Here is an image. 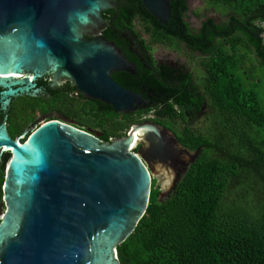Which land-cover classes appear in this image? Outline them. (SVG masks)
<instances>
[{
	"label": "water",
	"instance_id": "95a60500",
	"mask_svg": "<svg viewBox=\"0 0 264 264\" xmlns=\"http://www.w3.org/2000/svg\"><path fill=\"white\" fill-rule=\"evenodd\" d=\"M172 1L143 3L167 25ZM117 6L118 0H0V156L11 150L0 204V264H121L117 249L145 216L153 180L164 176L157 187L167 197L198 156L152 121L110 144L56 115L23 145L9 136L11 102L37 98L36 82L44 76L69 81L84 98L120 114L146 103L114 78L136 73L101 34L109 26L103 13ZM139 131L143 139L134 148Z\"/></svg>",
	"mask_w": 264,
	"mask_h": 264
},
{
	"label": "trees",
	"instance_id": "16d2710c",
	"mask_svg": "<svg viewBox=\"0 0 264 264\" xmlns=\"http://www.w3.org/2000/svg\"><path fill=\"white\" fill-rule=\"evenodd\" d=\"M206 2L207 11L217 10L226 21L207 17L199 31L188 21L190 0L172 1L167 25L143 0H119L117 9L103 13L109 22L104 37L119 47L126 42L122 33L149 42L138 33L140 20L152 42H183L201 54L198 71L139 66V76L124 74L125 88L155 89L152 97L144 95L151 109L120 114L77 95L68 83L47 84L44 95L21 99L6 113L14 138L41 112L95 131L109 144L153 113L154 123L174 131L190 152L198 151L167 197L153 180L145 216L117 249L121 264H264V0ZM23 106L32 113L23 114ZM8 162L2 159L1 171ZM2 184L0 174V198Z\"/></svg>",
	"mask_w": 264,
	"mask_h": 264
},
{
	"label": "flooded vegetation",
	"instance_id": "af4514ba",
	"mask_svg": "<svg viewBox=\"0 0 264 264\" xmlns=\"http://www.w3.org/2000/svg\"><path fill=\"white\" fill-rule=\"evenodd\" d=\"M119 5L120 4H119V0H118V6L116 7V9L119 7ZM104 13H106V12H104ZM106 29H107V27L101 32V34L103 36H104V33H105V30ZM145 29H147V28H145ZM138 33L143 38H145L140 32H138ZM146 34H148L149 37L148 38H145V39H147L149 42L143 44L141 40L140 41L138 40V38H137V36H135V34H133V33H130V34H128V33H122V38H124L126 40V42L122 46H120V47L117 46L123 52L124 55H125L124 51H126V52H128L133 57L132 59H130L129 57H127L125 55L136 66V68H135V72L136 73L133 74V75H135V76H139L140 75L139 74V66H142L144 69L149 70V71H154V72H156L157 69H160L161 70L162 68H166L165 66H167L168 68H175V69L181 68V67H185L188 70V72L190 71L186 66H183L181 64H175L173 62H170V59H168L166 57L157 56L156 55V53H157V48L156 47H163L164 49H169V47L166 46L168 44L165 45V44H162V43H157L155 41L152 42L153 40H151V38H152L151 34L149 32H146ZM183 46H186L185 43L178 42V43L175 44L174 48L177 51H180V49ZM198 54H200V53H198ZM191 71H193V70H191ZM124 74H128V75L132 76V74L129 73V72H116V73H114L115 80L118 81L122 86H124L121 83V82L124 81ZM127 80H129V77L128 78L126 77L124 82L126 83ZM68 83L70 84L69 81H63V82H61V83L58 84L57 82L54 81V79L51 76H44V77L38 79L37 82H36V89H38V90L41 91L39 93V96L37 98L41 97V95H44L46 93V90H47L48 86L50 88H60V87L66 86ZM47 84H48V86H47ZM126 88H128V87H126ZM135 88H138V87L136 86ZM72 89H74V88H72ZM128 89H130V88H128ZM130 90H132V89H130ZM147 91H148V97L149 98L156 94V91H155L154 88L145 89V87H144L142 89V92L135 91V92H137L139 94H142L143 97H144V99L146 100V103L143 104L142 106H140L138 108V111L151 109V108H148L149 106L151 107L150 101L148 99H146L145 96H144L147 93ZM76 94L78 95L77 91H76ZM27 97L28 98H32V97L26 96V97H22V98L13 100L11 102V106L8 108L7 113L12 110L13 104L14 105L15 104H18L21 99L22 100L23 99H27ZM22 108L20 109V111L23 114L24 113L25 114L26 113H28V114L29 113H32V107L23 106ZM54 115L55 114H53V113H51V114L50 113H41V112L40 113L39 112L36 113V115L34 116L33 120L31 122H29L28 126L24 128V131L18 137H16V138H14L12 136V134H11L12 132H11V125L9 124V115L6 116V119H5V127H6V130H7L8 134H9V136L11 137V139L13 141H17L19 144L23 145L36 132V130L39 129L44 124V123L41 124V122H43L45 119H47L48 116H54ZM152 115H153V113H150L149 114L150 117L148 118L149 119L148 121H152L153 122V118H152L153 116ZM56 117H60V116H57L56 115ZM39 122H40L41 125L37 126ZM144 122H146V121H144ZM34 127H36V128H35L34 131H32ZM172 132L176 136L175 132L174 131H172ZM94 134H96L95 131H94ZM99 136H100L99 139L101 140V134H99ZM6 152H8V154H6L5 156L4 155H1L0 156V163H2V159L4 157H9V160H10V156H11L10 152H11V150H7ZM7 164L4 166V169L2 171L0 170V174L2 175V178H3V184L1 186L2 196L0 198V204L3 202V192H2V190H3V185H4V178H5V175H6V166H7ZM0 213H3V214L5 213V206L4 205H3V207H0Z\"/></svg>",
	"mask_w": 264,
	"mask_h": 264
},
{
	"label": "rangeland",
	"instance_id": "374dc122",
	"mask_svg": "<svg viewBox=\"0 0 264 264\" xmlns=\"http://www.w3.org/2000/svg\"><path fill=\"white\" fill-rule=\"evenodd\" d=\"M190 13L188 16V21L191 23L192 28L195 31H199L203 21H205L207 19V17H215L219 23L225 22L226 19L222 17V15L218 12H216L217 10H209L207 11V2L206 0H190ZM198 12V14L196 13ZM137 24V29L138 31L145 37L148 38L149 35L146 34L147 29H145V25L143 22H141L140 20H138L136 22ZM169 47V49H164L163 47H156L157 48V56L160 57H166L168 59H170V62H173L175 64H181L183 66H186L190 71H198V66L201 63V54L198 53H194L192 51H190L187 46H183L180 51H177L174 46L168 44L166 45ZM43 120V119H42ZM47 120L45 119L42 123H45ZM40 122L38 123L37 126L41 125ZM36 127L33 128L32 131L35 130ZM31 131V132H32ZM30 134V133H29ZM28 134V135H29ZM27 135V136H28ZM31 138V137H30ZM29 138V139H30ZM181 168V166L179 167ZM158 183L157 184H161L163 185V181H164V176L163 175H159L155 178Z\"/></svg>",
	"mask_w": 264,
	"mask_h": 264
},
{
	"label": "bare ground",
	"instance_id": "6f19581e",
	"mask_svg": "<svg viewBox=\"0 0 264 264\" xmlns=\"http://www.w3.org/2000/svg\"><path fill=\"white\" fill-rule=\"evenodd\" d=\"M47 122H45L43 125H45ZM42 125V126H43ZM140 133H136L135 134V137H134V145H133V147L134 148H136L137 147V145H138V142L140 141V140H142L143 139V133H141V131H139ZM21 145V144H20ZM6 151L7 150H9V149H5ZM170 180H171V175L170 176H168L167 177V179H166V184H169V182H170Z\"/></svg>",
	"mask_w": 264,
	"mask_h": 264
},
{
	"label": "clouds",
	"instance_id": "9594fccd",
	"mask_svg": "<svg viewBox=\"0 0 264 264\" xmlns=\"http://www.w3.org/2000/svg\"><path fill=\"white\" fill-rule=\"evenodd\" d=\"M129 133H130V131H129ZM192 153H194V152H192Z\"/></svg>",
	"mask_w": 264,
	"mask_h": 264
}]
</instances>
